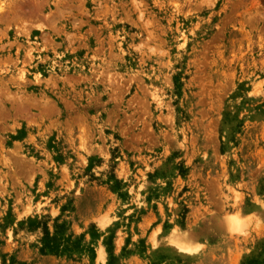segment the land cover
<instances>
[{
    "label": "rangeland",
    "instance_id": "rangeland-1",
    "mask_svg": "<svg viewBox=\"0 0 264 264\" xmlns=\"http://www.w3.org/2000/svg\"><path fill=\"white\" fill-rule=\"evenodd\" d=\"M0 264H264V0H0Z\"/></svg>",
    "mask_w": 264,
    "mask_h": 264
},
{
    "label": "bare ground",
    "instance_id": "bare-ground-1",
    "mask_svg": "<svg viewBox=\"0 0 264 264\" xmlns=\"http://www.w3.org/2000/svg\"><path fill=\"white\" fill-rule=\"evenodd\" d=\"M185 249V248H184ZM187 249V248H186Z\"/></svg>",
    "mask_w": 264,
    "mask_h": 264
}]
</instances>
